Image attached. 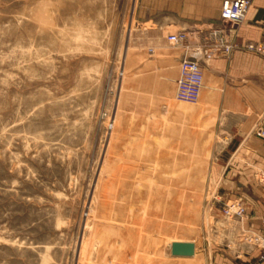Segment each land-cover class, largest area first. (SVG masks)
<instances>
[{"label":"rangeland","instance_id":"rangeland-1","mask_svg":"<svg viewBox=\"0 0 264 264\" xmlns=\"http://www.w3.org/2000/svg\"><path fill=\"white\" fill-rule=\"evenodd\" d=\"M164 6L0 0V264L243 263L256 234L224 212L242 201L223 198L217 92L174 98L188 51L168 34L214 26Z\"/></svg>","mask_w":264,"mask_h":264},{"label":"crops","instance_id":"crops-1","mask_svg":"<svg viewBox=\"0 0 264 264\" xmlns=\"http://www.w3.org/2000/svg\"><path fill=\"white\" fill-rule=\"evenodd\" d=\"M227 1L230 0H160L165 3L160 9L174 11L176 19L218 26L221 7ZM234 34L240 46L252 41L264 43V0H251L246 18L236 26ZM204 61L208 88L219 97L221 115L216 133L224 146L216 164L226 166L223 198L243 202V230L258 234L264 245V137L258 133V129H264V56L240 48L229 58ZM246 245L251 248L234 256L240 257L242 264H264L260 259L264 249Z\"/></svg>","mask_w":264,"mask_h":264},{"label":"built area","instance_id":"built-area-1","mask_svg":"<svg viewBox=\"0 0 264 264\" xmlns=\"http://www.w3.org/2000/svg\"><path fill=\"white\" fill-rule=\"evenodd\" d=\"M250 4L251 0H230L223 3L220 11L221 24L209 29L207 36L203 39L199 38V41L195 44L199 46L197 50L199 53L197 55L187 53L181 58L182 61L174 90L175 100L182 102H198L200 100L205 87L203 57L229 58L234 51L240 48L264 56L263 42H246L240 46L234 38L236 26L245 20ZM167 40L174 48L188 50V46L191 44L190 33L187 30L170 33ZM258 133L264 137V129H258ZM224 212L228 217L237 216L242 218L246 213V208L242 202H238L226 208ZM246 238L250 240L248 243L254 241L255 248L264 249L258 234ZM260 259L264 260V254L260 255Z\"/></svg>","mask_w":264,"mask_h":264},{"label":"water","instance_id":"water-1","mask_svg":"<svg viewBox=\"0 0 264 264\" xmlns=\"http://www.w3.org/2000/svg\"><path fill=\"white\" fill-rule=\"evenodd\" d=\"M195 243L189 241H175L171 246V253L174 256L191 257L195 254Z\"/></svg>","mask_w":264,"mask_h":264},{"label":"bare ground","instance_id":"bare-ground-1","mask_svg":"<svg viewBox=\"0 0 264 264\" xmlns=\"http://www.w3.org/2000/svg\"><path fill=\"white\" fill-rule=\"evenodd\" d=\"M215 27V26H214ZM172 33H175V32H172ZM200 38V37H199ZM199 40H194V42H191L190 41V45L188 46V50H186V51H188V53H189V51H190V48H192L193 49V46H194V53H193V55L195 54V55H197L198 53H199V51H197L198 50V48H199V46L198 45H195L197 42H198ZM172 46V45H171ZM173 48H174V46H172ZM203 58H212V57H203ZM181 61H182V59L180 60V62H179V67H178V73H179V69H180V65H181ZM178 73H177V76H178ZM205 75V74H204ZM176 80H177V77H176V79H175V86H176ZM191 242V241H190ZM172 245V244H171Z\"/></svg>","mask_w":264,"mask_h":264}]
</instances>
